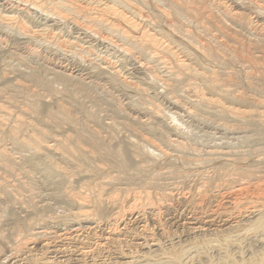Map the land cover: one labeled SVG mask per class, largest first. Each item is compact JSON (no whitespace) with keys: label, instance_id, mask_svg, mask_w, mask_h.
<instances>
[{"label":"bare ground","instance_id":"6f19581e","mask_svg":"<svg viewBox=\"0 0 264 264\" xmlns=\"http://www.w3.org/2000/svg\"><path fill=\"white\" fill-rule=\"evenodd\" d=\"M1 2L0 57L11 54L16 66L1 58L8 68L0 65V264H264V169L238 160V178L248 181L231 176L240 185L228 195L251 194L259 204L247 198L254 207L246 216L236 207L244 216L236 224L220 232L196 213L188 218L181 207L216 190L180 188L205 167L182 158L185 130L162 107L264 144V0ZM39 50L70 57L76 70L49 68ZM225 153L217 152L232 160Z\"/></svg>","mask_w":264,"mask_h":264},{"label":"rangeland","instance_id":"374dc122","mask_svg":"<svg viewBox=\"0 0 264 264\" xmlns=\"http://www.w3.org/2000/svg\"><path fill=\"white\" fill-rule=\"evenodd\" d=\"M0 2H1V0H0ZM1 5H2V2H1V4H0V6H1ZM37 18H38V20L40 19L39 21H43L40 17H37ZM42 23H43V22H42ZM74 35H75V36H74ZM73 36L76 37V34H73ZM77 36H78V35H77ZM40 50H41V49H40ZM40 50H39V51H40ZM102 50H104V49L102 48ZM47 51H48V50H46V51L44 52V50H42V52L40 51L39 55H41V61H40V62L43 63V60L45 59V60H44V64H45L46 66L49 65V63H50V65L48 66L49 68L64 69V68H66L67 65H70V66H67V68H66L68 71H70V70H71V71H72V70H73V71L76 70L75 65H74L75 63L73 62V60H72L70 57H69V58H68V57H63V58H62L61 56H60L61 58H60L59 56L56 57V55L52 54L51 51H49V52H51V53H48ZM43 53H44V54H43ZM5 54H6V55H5ZM7 54H8L9 56H8ZM46 54H47V55H46ZM3 55H4V57H7V60H9V63H10V64H8V65H11V66H12L13 60H12V62H11V59H10V55H11V54H9V53H3L2 56H3ZM44 55H45V57H44ZM51 55H52V56H51ZM46 56H49V57H46ZM50 56H51V57H50ZM53 56H54V57H53ZM84 56H85V55H84ZM84 56H83V55L80 56L79 60H80L82 57L85 59ZM4 57H0V65H1V67H3L2 65L5 64V65H4V68H8V65H6V64L8 63V62H6L7 60H3V59H1V58H4ZM58 57H59V58H58ZM43 58H44V59H43ZM46 58H47V59H46ZM55 58H56V59H55ZM83 58L81 59V61H83V62L86 61V63H83V62H82V63H83L84 65H88V64H89V63H88L89 60H86V59L83 60ZM5 59H6V58H5ZM52 59H53V60H52ZM68 59L70 60L69 62H71V63L66 62V60L68 61ZM2 60H3V61H2ZM63 60H64V61H63ZM53 61H54V62H53ZM81 61H80V62H81ZM87 61H88V62H87ZM1 62H3V63L1 64ZM15 62H16V61H15ZM15 62L13 63V66H16V63H15ZM55 62H56V63H55ZM52 63H53V64H52ZM54 63H55V64H54ZM65 63H66V64H65ZM73 63H74V64H73ZM87 63H88V64H87ZM14 64H15V65H14ZM56 64H57V67L55 66ZM52 65H53V66H52ZM58 65H59V66H58ZM60 65H61V66H60ZM51 66H52V67H51ZM64 66H65V67H64ZM69 67H70L71 69H70ZM73 68H74V69H73ZM66 69H65V70H66ZM49 78H52V77L50 76ZM54 82H56V81H53V85H54V86L57 85V88L55 87L57 90H58V88L61 87L58 91H60V90H61V91L64 90V85L60 84L59 82H56V83H54ZM59 84H60L61 86H60ZM114 93H117V92H114ZM114 93H113V94H114ZM116 95L118 96L119 93L114 94L115 98H117ZM119 97H122L123 101H127V100H128L126 97H124V96L121 95V94L119 95ZM125 98H126L127 100H125ZM118 99H119V101L121 100L120 102H122V104L124 103V102L122 101L121 98H118ZM125 103H126V105L128 104L127 102H125ZM125 103H124V104H125ZM164 106H165V107H164ZM162 107H164L165 110H168V111H166V112L169 114V116H170V114H171V116H172V115L175 116V114H174V112H173L174 110H172V109L169 110V108H168L169 106H166V104H165V105L163 104ZM169 111H170V112H169ZM171 112H172V113H171ZM101 113H104V112H101ZM102 115H103L102 117L104 118L103 121H104V122H105V121L107 122V121L109 120V119H108L109 117H108V116L104 117V115H106V114H102ZM169 116L167 115V118H166L168 121H169V120L172 121L173 118H175L174 121H173V123H174L175 125L178 123L176 126H177L178 128H180V131H181V129H182V132H183V130H185V133L183 132L185 135L182 136V135H183V133H182V135H181L180 137H181V138L183 137V138H182L183 141L181 140V142L183 143V142L185 141L184 146L186 147V149H187V147H188L189 151H188V149H187V151H188L189 153H187V155H182L181 153H179V154L182 155V158H186L185 156H187V158H186V159H187V160H186V163H187V162H188V163H193V164H195V166H197L198 164L201 163V164H200L201 166L198 165L199 168H201V167L203 166L201 169H203V168L205 167L208 171L211 170V172H213L214 170H215V171H218V167L221 166L220 164H223L224 167H225L226 165H228V164H231L230 167L233 166V168H234V165H235V168H236V167H238V163H240V161H238V160H241V162L245 161V159H246V160H247V159H248V160L251 159V160H254L255 162L258 160V162H256L255 164H256L259 168H260V165H259V164H261L262 162H264V159H263V158H264V154H263L264 152H263V153H258V151H260V152L264 151V150H263V149H264V146H263L264 144L261 146V145H260V142H255V143L247 142V141L245 140L244 133L242 134V132H240V131H235V132L232 131L233 133H232L231 131H228V134L230 133V135L233 136V137H232V136L229 135L228 137H232V138H228V137H226L228 134H226V131H225L224 129H222V127H221V122H218L217 120L215 121V119H210V122H209V119L204 118V119L208 122V124H206L207 122H206L205 120L203 121V118H202V120H201V118H191V119H190V118H189L188 116H186V115H183V118H179V116L176 115V117L173 116V118L171 117L172 119H168ZM185 116H186V118H184ZM177 117H178V118H177ZM181 117H182V116H181ZM106 118H107V119H106ZM169 118H170V117H169ZM187 118H188V120H187ZM180 119H181L182 121H181ZM167 120H165V122H166ZM184 120H185V121H184ZM186 120H187V122L190 120L189 123H186ZM195 120H197V122H194ZM213 120H214V121H213ZM168 121H167V122H168ZM171 121H169V122H170L169 124H172ZM191 121H192V122H191ZM167 122H166V124H167ZM183 122H184V123H183ZM190 122H191V123H190ZM198 122H199V123H198ZM211 122H213V123H211ZM215 122H217V124H216ZM179 123H180V124H179ZM181 123H182V124H181ZM192 123H193V124H192ZM219 123H220V125H218ZM190 124H191L192 126H191ZM194 124H195V125H194ZM196 124H197V126L201 124V125H200V128L203 127V128L201 129L202 132L199 131L200 128H198L199 126L197 127ZM175 125H174V126H175ZM179 125H180V126H179ZM153 126L156 127L157 125H153ZM182 126H183V127H182ZM186 126H187V127L189 126V127H188L189 129H188ZM195 126H196V127H195ZM157 127H159V126H157ZM190 127H191V128H190ZM185 128L187 129V131L190 130L191 132L189 131V133H187ZM192 128H193V129H192ZM210 128H211V129H210ZM218 128H219V129H218ZM160 129H161V130H164V128H162V127H161ZM191 129H192V130H191ZM197 129H198V130H197ZM220 129H221L222 131H221ZM208 130H209L210 132H209ZM215 130H216V131H215ZM195 131H196V132H195ZM212 131H213V132H212ZM218 131H219V132H218ZM192 132H193V133H192ZM206 132H207V133H206ZM215 132H216V133H215ZM186 133H187L188 135H186ZM190 133H192V134H190ZM201 133H202V134H201ZM209 133L211 134V136H210ZM212 133H213V135H212ZM222 133H223L224 135H226V136H224ZM231 133H232V134H231ZM193 134H194V137H195L196 140L194 139ZM197 134H198V135H197ZM189 135H190V136H189ZM191 135H192V137H191ZM195 135H196V136H195ZM202 135H203V137H204L205 139H203ZM242 135H243V136H242ZM185 136L187 137L188 140L190 139V141L186 140ZM188 136H189V137H188ZM217 136L219 137V139H218ZM222 136H223V137H222ZM236 136L238 137L237 139H238L239 141L236 140ZM201 137H202V139H201ZM209 137H210V138H209ZM211 137H212V139H211ZM216 137H217V138H216ZM220 137L225 141V143H226L227 140H230V141L232 140L233 142H235L234 140H236V141H238V142H237L238 144H239L240 142H247V143L250 144V145H249V148H248V147H247L248 144L246 145V144L243 143V145L241 146L242 143H240V145H237V143L235 142L236 144H235V143H232V144H230V145H232V146H229L228 142L230 143V141H228L226 144H224V141H223L222 139H220ZM224 137H225V139H224ZM207 138H208V139H207ZM226 138H227V140H226ZM233 138H235V139H233ZM197 139H198V140H197ZM199 139L202 140V141L200 142ZM218 140H219L220 142H219ZM221 140H222V141H221ZM186 141L188 142V146H187V142H186ZM192 141H193V142H192ZM203 141H204V142H203ZM208 141H209V142H208ZM210 141H211V142H210ZM215 141H216L217 143H216ZM232 141H231V142H232ZM190 142L193 143V145H195L196 147H194L192 144H190ZM207 142H208V143H207ZM214 142H215V145H216V144L218 145V144L220 143V145H218V146H220V147H222V148H220V147H216L217 145L215 146V145H214ZM221 142H222L224 145H222ZM252 142H254V141H252ZM202 143H203V144H202ZM256 143H257V144L259 143L258 146H256V145H257ZM198 144H199L200 146H199ZM211 144H212V146H211L212 148H210V146H209V145H211ZM233 144L235 145L234 147H233ZM251 144H253V146L256 144V145L254 146V147H255V150H253L254 148H253V146H251ZM191 145H192V148L190 147ZM204 145H206V146H204ZM207 145H208V146H207ZM226 145H227V146H226ZM236 145H237V146H236ZM197 146H198V147H197ZM214 146H215V148H214ZM225 146H226L227 148H226ZM239 146L244 147V148L247 147V149L252 150V151H249V152H250L249 154H251L252 152H254V154H252L251 157L248 156V155H246L247 152H245V151H246L247 149H245V151H243L244 148L242 149V148H240ZM193 147H194V148H193ZM201 147H203L204 149H207L208 147H209V148H208V151H207V150H204V149L202 150ZM231 147H232V149H231ZM235 147H236V148H235ZM250 147L253 148V149H251ZM260 147H262V148H260ZM200 148H201V149H200ZM233 148H234V149H233ZM257 148H258V149L260 148V149H259V150H256ZM194 149H196V150L199 149L198 151L201 150V151H203V153H202L201 151L198 152V151H196V150H194ZM210 149H211V150H210ZM212 149H216V150H214V151H216V154H215V152L212 151ZM221 149H222V151H221ZM227 149H229V150H227ZM230 149H231V150H230ZM235 149H237V150H235ZM240 149H242V151H243V152H241V154H243V156L245 155L246 158L241 159V158H242V157H241L242 155H241V154H239L240 156L238 155ZM261 149H262V150H261ZM149 150H152V151H153V148H150ZM190 150H191V151H190ZM193 150H194V151H193ZM217 150H218V151H217ZM219 150H220V151H219ZM224 150H225V152L228 151V156L230 155V152H231V151H234L235 153H236V151H238V153H237V154H233V152H231V156H229V157L232 158V160L229 159V157H228L229 160H228V161H225V160H227V159H226L227 156H222V155L220 154L221 157L224 158V159H223V158H220V157H219L220 155L217 154V152H218V153L220 152V153H222V154L225 153ZM152 151H150V153H152L153 156L156 155V158H157V157L159 156L160 152L158 153L156 150H155L154 152H152ZM195 151L197 152V154H198V153H199V154H198V155H197V154H194L193 152H195ZM204 151H207V152H210V153H208V155H207V153H205ZM211 151L213 152V154H212ZM229 151H230V152H229ZM256 151H257L258 154L255 153ZM190 152H191L192 154H194V157H193V155H192ZM196 152H195V153H196ZM244 152H245V153H244ZM153 153H154V154H153ZM177 154H178V153H177ZM189 154H191V155H189ZM200 154H205V155L201 156ZM209 154L212 155V156L214 155V156H213V157L211 156V157H212L211 160L208 161V159L210 158V155H209ZM225 154H226V153H225ZM255 154H256V155H255ZM157 155H158V156H157ZM181 155H180V156H181ZM188 155H189V156H192V157H188ZM195 155H196L197 157L200 155V156H199L200 159L195 158V157H196ZM216 155H217V156H216ZM233 155H234V156H233ZM160 156H161V154H160ZM208 156H209V157H208ZM232 156H233V157H236L235 159H237V160L235 161L234 158H233ZM237 156H238V157H237ZM245 156H244V157H245ZM247 156H248V157H247ZM257 156H258V157H257ZM260 156H262V157H260ZM199 157H198V158H199ZM201 157L204 158V159H202ZM205 157H206V159H205ZM216 157H217V158L219 157L218 159H220V160L216 159ZM159 158H161V157H159ZM214 158H215V159H214ZM239 158H240V159H239ZM255 158H256V159H255ZM193 159H197V160L195 161V160H193ZM201 159L204 160L205 162L207 161V162H206V165H204L205 162H203ZM262 159H263V161H262ZM198 160H199V161H198ZM214 160H215V162H214ZM217 160H218L219 162H218ZM259 160H261V161H259ZM200 161H202L203 163L200 162ZM211 161H212L213 163H211ZM216 161H217V162H216ZM220 161H221V162L224 161V162H223V163H220ZM182 162H183V161H182ZM225 162L228 163V164H226ZM229 162H230V163H229ZM235 162H236L237 165L235 164ZM217 163H219V164H217ZM257 163H258V164H257ZM209 164H210V165H209ZM213 164H214V166H213ZM215 164H217V165H215ZM255 164H254V166H255L254 168L257 170L258 167H257ZM188 165H189V164H188ZM207 165H208V166H207ZM211 165H212L213 167H212ZM218 165H220V166H218ZM223 165H222V167H223ZM210 166H211V167H210ZM215 166H216V167H215ZM217 166H218V167H217ZM261 166H262V167H261L260 169L258 168V170H261L262 168L264 169L263 163L261 164ZM208 167L211 168V169H208ZM214 167H215V168H214ZM222 167L219 168V169L221 170V173H220V172H218V173H211V172H208V174H210V176H208L207 171H206L205 168H204V171H205V172H204L203 170H200V169H199V170H197V172L195 173V175H191L192 177H188V178L186 179L187 181H189V180L192 178L193 180L191 179V182H190V181L187 182V181L185 180L188 184H184V183H186V182H182V183L179 184L180 188H184V187L187 185L186 188H184V190L187 189V188H189L190 186H192L193 188H190L191 191H192V189L195 190L194 187L198 184L197 186L200 187V188L196 187V189H200V190L203 189L204 191L207 189V191H205V195L208 194V193L211 192V191L213 192V190H216L217 193H218V189H219L218 187H219L220 185H221V187L223 186L222 189H221V187H220L221 190H219L218 196H216L217 194L215 195L216 191H214V192H213L214 195H212V194H210V193H209L210 195H209V194L207 195V198H208V199H207L206 201H205V200H200L203 204L206 203V205H208V207H207L205 204H204V207H202L203 204L201 205V202H199L198 200H197V201L200 203V204H197L198 207H197V205L195 204L196 202H195L194 204H191L190 206H186V209L189 210V213H188V211H187L186 209H184L185 206H182V207H181V210L187 213V217H188V218L191 219V218H193V216H194V218H195V216L198 215L197 217H199V218L196 217L197 219H199L198 221H201V220H202V221H201V223H202V222L205 220L204 223H205L206 225H209V224L211 223L212 229L215 230L214 227H216V229H217V227H218V230H220V232H222V230L225 231V230L227 229V227H228L229 224H230V225H231V224L233 225L234 223H235V224L237 223V220H238V221L242 220V219L244 218V216H246V215H245V214H247L246 212H248L250 209H252V207L257 206V205L259 204V203L257 202V200L255 199L256 197L252 194L253 196L250 198L251 194H249V196H248V195H247V196H246V195H243L244 197L241 196V198H240V197H236V196L234 197V196H233V199L236 201V203H237L238 205H240L239 203H241V205H243V204H244V203H243L244 201L247 202L248 200L250 201V199H251V202L254 204V206H253V204L249 205L250 202H249V204H248V203H245V204L242 206V208H241V205L238 206L236 203L233 205V201H234V200L231 198V197H232L231 195H233V192L236 191V190H234V189H238V186L240 185L239 183L241 182L240 180H242V179L244 178V177L242 178V176H243L244 174H242V172H240V170L237 171L238 168H236V169H234L233 171H231V172H232V173H231L230 170H232V169L229 170V166H227V167H228V170H227V167H225L227 172L224 171L225 168L223 167V169H224V170H223ZM212 168H213V171H212ZM220 170H219V171H220ZM222 170H223V171H222ZM235 170H236L237 172H240V173H238L239 176H238V174H237V177H235V174H234V173L236 172ZM200 172H201V173L203 172L202 174H205V173H206L207 175L205 174V178L203 177V178H199V180H197L196 177H197L199 174L201 175ZM222 172H223V174H222ZM233 172H234V173H233ZM237 172H236V173H237ZM219 173H220V178H219V176H218ZM227 173L230 174L229 176H227V177L230 178V180H228L229 178L225 177L226 175H228ZM196 174H197V175H196ZM213 174L216 175V176H218V177H216V176L214 177ZM221 174H222V175H221ZM224 174H226V175H224ZM231 174H234V175H231ZM200 175H199L198 177H200ZM211 175H212V177H214L215 179L212 178ZM223 175H224V176H223ZM240 175H242V176H241V179H239V178H240ZM193 176H195L196 181H195V179H194ZM222 176H223V177H222ZM231 176H233L234 179H235L236 181H238L237 178L239 177V178H238V179H239V181H238L239 183L233 181L234 179H233V177H231ZM207 177H208V179H210V180L206 179ZM209 177H210V178H209ZM246 177H247V176H246ZM189 178H190V179H189ZM218 178H219L220 180H219ZM221 178H222V179H221ZM224 178H226L229 182L231 181L230 183H232V184H229V182H227V181H226V183H225V180H226V179H224ZM201 179H203V180H201ZM204 179H205V180H204ZM212 179H213V181H215L214 183H213V181H211ZM244 179H245V183H246V182L248 181V178H244ZM244 179L242 180L241 183H244ZM207 180H208V182L211 181L210 183H211V185H213V186H212L213 189L210 187V186H211L210 184L208 185V182H207V183L204 182V181H207ZM216 180H217V181H216ZM246 180H247V181H246ZM192 181H193V182H192ZM198 181H202V182H204V183H203L204 185L202 184V182H200V185L202 184V187H201V186L199 185ZM223 181H224V183H223ZM194 182H196L197 184L194 183ZM190 183H192L193 185L190 184ZM215 183H216V184H215ZM221 183H222V184H221ZM227 183H228V184H227ZM233 183H234V184H233ZM205 184H207V186H206ZM238 184H239V185H238ZM184 185H185V186H184ZM189 185H190V186H189ZM194 185H195V186H194ZM225 185H227V186H225ZM231 185H234L235 187H232ZM203 186H204L205 188H204ZM208 186H209V187H208ZM224 186H225V187H224ZM207 187H208V188H207ZM227 187H228V189H229V188H230V189L228 190ZM236 187H237V188H236ZM201 188H202V189H201ZM210 188H211V190H209ZM190 190L187 189L186 191L188 192V191H190ZM208 190H209V191H208ZM222 190H223V191H222ZM231 190L233 191V192H231L232 194H229V195H228V192L231 191ZM220 191H221L222 193H221ZM224 191H227V192H224ZM212 192H211V193H212ZM220 193L223 195L222 197L219 195ZM224 193H226V194H225L226 197L224 196ZM229 193H230V192H229ZM211 195H212V197L216 196V197H215L216 199H215L214 201H213L214 198H212V197H211V198H212L211 201H209ZM219 196H220L221 199H220V198L217 199ZM228 196H229V198H227ZM230 196H231V197H230ZM223 197H224V198H223ZM245 197H246V198H245ZM253 197H255V198H253ZM225 198H226L227 200H226ZM236 198H237V199L239 198L238 202H237V199H236ZM242 198H243V199L245 198V199L243 200ZM247 198H250V199H247ZM252 198H253L254 200H253ZM229 199H230V200H229ZM241 199H242V200H241ZM216 200H217V201H216ZM221 200H222V201H221ZM225 200H226V201H225ZM240 200H241V201H240ZM208 201H209V202H208ZM227 201H228V202H227ZM239 201H240V202H239ZM255 201H256L258 204H256ZM198 202H197V203H198ZM211 202H212V204H211ZM214 202H215V203H214ZM223 202H224V203H223ZM229 202H232V204L229 203ZM208 203H209V204H208ZM217 203H218V204H217ZM242 203H243V204H242ZM210 204H211V205H210ZM216 204H217V206H216ZM227 204H228V205H227ZM230 204L233 205V206H235V207L231 206L232 209H229V208H230ZM193 205L195 206L194 208L192 207ZM245 205H246V207H245ZM226 206H227V207H226ZM250 206H252V207L249 209ZM183 207H184V208H183ZM187 207H188V208H187ZM199 207H200V208H199ZM217 207H219V208H217ZM224 207H225V208H224ZM236 207H237V208H238V207L240 208V212H241L244 216H243L242 214H240V215L238 214L239 209H238V211H237ZM198 208H199V209H198ZM204 208H206V209L204 210ZM192 209H193V210H192ZM194 209H195V212H193ZM197 209H198V210H197ZM201 209H203V210L201 211ZM228 209H229V210H228ZM235 209H236V210H235ZM241 209H242V210H241ZM245 209H247V210H245ZM185 210H186V211H185ZM191 210H192V211H191ZM196 210H197V211L200 210V211H199L200 213H199V212H196ZM207 210H208V211H207ZM221 210H222L223 213H225V214L221 213V212H222ZM232 210L237 211V212L234 213V211L232 212ZM243 210H244V211H243ZM203 211H207V213H205V212H203ZM212 211H214L216 214L213 213ZM219 211H220L221 214H220V213L218 214ZM228 211H229V212L231 211V214H230ZM202 212H203L204 214H203ZM208 212H209V213H208ZM240 212H239V213H240ZM243 212H245V213H243ZM192 213H193V214H192ZM195 213H196L197 215H196ZM212 213H213V215H215L214 218H213ZM233 213H234V214H233ZM189 214H190V215L192 214V216H189ZM201 214H202V215H201ZM229 214H230V216H229ZM235 214H236V216H235ZM237 214H238V215H237ZM205 215H206V216H205ZM207 215H208V217H207ZM221 215H222V216H221ZM231 215H232V216H231ZM200 216H201V217H200ZM202 216H203V217H202ZM240 216H241V217H240ZM205 217H206L207 219H205ZM209 217H210V218H209ZM218 217H219V219L216 220L215 218H218ZM220 217H221V218H220ZM227 217H228V218H227ZM229 217H231V218H230L231 221L228 220ZM237 217H238V218H237ZM239 217H240V218H239ZM242 217H243V218H242ZM201 218H202V219H201ZM225 218H226V220H225ZM235 218H236V219H235ZM241 218H242V219H241ZM208 219H209V220L212 219V220H210V222H209ZM206 220H207V221H206ZM213 220H214V221H213ZM234 220H235V221H234ZM212 221L214 222V224H213ZM215 221H216V222H215ZM227 221H228V222H227ZM229 221H230L231 223H229ZM232 221H234V222H232ZM204 223H202V224H204ZM215 223H216V224H215ZM226 223H227V225H226ZM217 224H218V225H217ZM221 225H223V226H221ZM230 225H229V226H230ZM219 227H222V229L219 228ZM173 229L175 230V227H172L171 230H173Z\"/></svg>","mask_w":264,"mask_h":264}]
</instances>
